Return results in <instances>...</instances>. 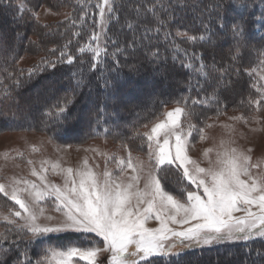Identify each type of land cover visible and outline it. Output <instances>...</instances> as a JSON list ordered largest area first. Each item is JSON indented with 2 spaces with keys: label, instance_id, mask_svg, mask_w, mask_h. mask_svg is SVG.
<instances>
[{
  "label": "snow or ice",
  "instance_id": "snow-or-ice-1",
  "mask_svg": "<svg viewBox=\"0 0 264 264\" xmlns=\"http://www.w3.org/2000/svg\"><path fill=\"white\" fill-rule=\"evenodd\" d=\"M9 11L20 12L21 6L0 0V13ZM78 11L65 16L72 27L92 19V32L77 49L80 58L67 51L68 40L59 56L50 49L54 58L42 59L25 74L14 67V57L10 62L13 48L0 37V88L6 93L0 103L19 105V90L39 84L26 101V118L42 124L53 134L50 139L86 126L89 137L107 139L111 133L120 138L127 155L92 149L105 157L102 172L87 157L76 168L53 164L62 185L48 181L47 161L31 171L39 185L15 177L0 181V198L12 202L2 216L8 227L0 236V264H179L191 250L264 240V160L254 162L251 149L236 147L218 152L208 167L188 155L194 133L205 138L204 129L191 120L210 127L204 110L215 105L216 117L224 114L227 105L220 97L234 90L242 74L252 78L254 93L239 103L253 115L230 119L260 123L254 113L264 108V0H96ZM31 15L39 19L35 11ZM84 54H90L87 61ZM253 55L255 66H244L243 60ZM144 63L162 80L182 73L188 94L159 100L164 110L142 125L147 131L134 128L125 138L117 131L122 127L117 93L124 87L120 70L128 67L136 74ZM65 64L71 67H58ZM125 83L135 86L131 79ZM32 103L39 104L38 116ZM168 104L174 107L169 110ZM173 168L178 174L175 194L164 183ZM46 197L59 217L45 214L41 204ZM150 220L155 227L148 226ZM73 234L88 239L64 242ZM253 251L257 259L250 264H264V250L248 248L246 255Z\"/></svg>",
  "mask_w": 264,
  "mask_h": 264
},
{
  "label": "trees",
  "instance_id": "trees-1",
  "mask_svg": "<svg viewBox=\"0 0 264 264\" xmlns=\"http://www.w3.org/2000/svg\"><path fill=\"white\" fill-rule=\"evenodd\" d=\"M15 3L21 6V11L13 14V11H9L7 13H0V37L6 42L7 45L13 48V51L10 56V62L12 57L15 58L14 67L18 70H24L25 74L28 70L32 69L36 65L40 64L42 59H52L55 56H59V52L63 49L64 45L71 40L72 43L68 45L67 51L71 54L81 57V54L78 53L77 49L79 46H82L88 39V36L92 32V19L91 16L86 18L83 21H77V26L72 27L68 20H63L58 23L43 25L37 19H33L31 13L35 11L38 13V10L47 6L54 11H69V14L79 15V8L83 5L90 4L95 5L96 0H15ZM74 9L77 11L74 13ZM88 11L90 13L94 12V7H89ZM23 14V19H18ZM97 19L99 17L97 16ZM80 31L81 36L75 37L72 35V32ZM19 34V35H18ZM258 38V37H257ZM177 42H180L179 40ZM255 43V41H253ZM187 47L188 45H183ZM55 48L57 51L53 55L49 50ZM228 46L225 45L223 51L227 52ZM90 54H84L83 58L87 61ZM24 57H35L38 58V61L33 64L29 68H23L21 66L20 61ZM110 61V57H109ZM123 63V60H122ZM253 63V59L246 57L243 60L244 66L247 67V64ZM61 68L71 67L69 65H58ZM85 67L87 65L85 64ZM52 70L49 69V72ZM121 78L122 87L117 93V102L122 98L120 95L121 91L127 90L130 94L133 87H128L125 83V79H131L136 87L142 88V84H144L143 80L150 76L153 73L152 66L144 63L140 68V71L136 74L130 72L128 67H122L121 70ZM47 76V73L42 74ZM61 74L57 73L59 77ZM244 74L239 78V83L236 87H239L240 80L245 82V87L241 91L240 96L237 98V95H231V91L224 92L220 99L223 105H227L224 109L226 112L230 107L235 106L240 107V100L245 99L249 93H254V90L251 89L250 85L252 83V79L248 75H246V79H243ZM26 78V76H25ZM39 78V77H38ZM2 79V77H0ZM187 77L183 76V74H175L171 76L168 80H155V88L162 91L159 95H154L150 104L143 103L146 102V96L139 97L138 102L131 104L126 103L124 105L121 104L120 109V124L122 127L117 129V131L122 132L123 137L131 136L133 129L138 128L139 131L144 132L143 124L149 123L155 116H159V114L164 110L160 104L159 100H172L175 98H179L181 95H187V91L185 89L184 83L182 81L186 80ZM170 80V81H169ZM169 81V82H168ZM180 81V83H178ZM247 81V82H246ZM43 82V81H42ZM167 82V84H165ZM248 86V89L246 88ZM40 87L39 84H36L35 87L30 88L25 91L24 89L19 90V100L20 103L17 105L13 101H4L0 103V134L3 133H12V132H34L38 134H44L48 137H52V133L50 131L43 130V125L39 124L37 121H33L31 119L26 118V113L28 111L29 105L26 103L28 98L34 97L36 90ZM241 87V86H240ZM135 89V88H134ZM143 89V88H142ZM250 90V91H249ZM147 91V90H145ZM150 89H148V92ZM247 92L246 95L244 92ZM157 93V92H154ZM5 92L3 88H0V100H3L5 96ZM193 95H195L193 93ZM134 96V95H133ZM233 96V97H232ZM236 104V105H235ZM173 104H168L167 108L172 106ZM142 106L144 109H142ZM245 107V106H241ZM39 108V104H31V110L36 112V109ZM200 111V109H197ZM207 116L215 115V105L210 109L204 110ZM155 114V115H153ZM38 116L39 113L36 112ZM135 115H138L135 118ZM197 120L196 118H193ZM88 129L85 126L83 130L78 133H74L71 135L64 136L63 138L57 137L52 139L58 144L62 145H81L86 142H90L95 139L104 138L102 134H98L95 138L89 137L86 135ZM105 139V138H104ZM107 139H111L117 144H120V138H114L111 133L108 134ZM135 143H139L136 141ZM134 152L135 145H133ZM8 225H2V232L0 236L6 234L5 229ZM72 235L67 237L66 239H73ZM248 248L253 250L260 249L264 250V240L254 239L253 241L248 242L247 246L241 242L237 244L231 245H216L213 247H206L203 249H195L189 251L179 262V264H250L251 260L257 259L255 256V251L251 257L246 255Z\"/></svg>",
  "mask_w": 264,
  "mask_h": 264
},
{
  "label": "rangeland",
  "instance_id": "rangeland-1",
  "mask_svg": "<svg viewBox=\"0 0 264 264\" xmlns=\"http://www.w3.org/2000/svg\"><path fill=\"white\" fill-rule=\"evenodd\" d=\"M48 9L49 7L43 6L38 10V21L43 25H50L63 21L65 20V16L69 14V11L66 10L54 11L51 9V11H48ZM101 43H103V38L101 39ZM252 59L253 63L247 64V66H255L254 55ZM37 61L38 58L35 57H24L20 63L23 68H29ZM243 79H246V74H244ZM128 80L129 79H125V81ZM155 80H160V77L155 76L152 73L143 80V89L136 87V85L132 88L134 92L131 91V93L133 94H130L127 90L121 91L120 95L122 98L119 100L120 105L126 103L134 104L138 102L139 97L141 96H146V102L143 103V106L145 104H150L152 98L155 97L154 95L162 93L161 90L155 88ZM165 84H167V82ZM245 86V82L240 80L239 87L235 86L234 90L231 91V95H237L238 98ZM246 88L248 89V86ZM148 89H150L149 92ZM38 90L33 93L36 94ZM247 92L245 91L244 94L246 95ZM143 106L142 109H144ZM172 107H174V105L168 107V109L171 110ZM242 114L246 116L253 115V113L249 112L246 106H240L237 108L233 106L219 117H216V115L208 116L211 118L206 121V124L211 125L210 127H206L205 122L200 119H192V123L196 124L198 128L204 129L205 138L200 139L199 136L194 133V137L190 138L188 155L192 159L199 161L201 167H208L209 159L214 162L218 152H223L227 148L236 147L241 150L251 149L250 155L254 162L257 160H264V108L258 113H254V115L260 118V123L251 119H249L248 123H245L243 120L230 119V117H238ZM137 116L138 115H135V118ZM184 123L187 124L188 121H184ZM143 131H147V129L144 128ZM92 149H98L100 152L109 155L116 154L121 157L127 155L120 144H117L111 139L99 138L81 145L71 144L69 147V145L56 143L44 134L34 132H12L0 134V181L10 182L11 179L15 177L17 179H27L39 185L40 181L37 177L31 175V171L33 168L39 171L41 168V162L47 161L44 167L48 169L46 173L48 181L57 185H62L63 176L58 174L59 169L54 171L51 166L53 164H59L61 167L71 166L76 168L81 166L82 160L85 157L88 158L89 163L93 167L99 165V167L96 168L97 172H102L105 167V157L99 155ZM208 149H211V152L205 157L204 153ZM20 153H22V155H20ZM133 155H138V153L133 151ZM139 155L143 158V153H139ZM28 160L33 161V163L29 165L27 163ZM108 167L113 170L115 168L113 164H109ZM177 177L178 174L173 168L168 179L164 181L168 190L173 191L174 194L179 191ZM183 183L187 185V181H184ZM11 206V201H7L5 198H0V233L2 232V225H7L2 219V216L8 215ZM41 206L46 209V215L57 217L61 215L59 212L52 209L50 198L46 197ZM15 207L18 208V206ZM236 215H242V213H236ZM148 226L155 227L156 222L150 220ZM72 236L74 237L70 240L74 243H84L88 239L75 234ZM67 240L68 239H65L64 242H67ZM103 256L106 257L107 254L105 253ZM80 264H86V262L81 261Z\"/></svg>",
  "mask_w": 264,
  "mask_h": 264
}]
</instances>
